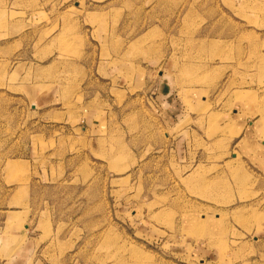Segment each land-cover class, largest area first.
Masks as SVG:
<instances>
[{
    "label": "rangeland",
    "instance_id": "rangeland-1",
    "mask_svg": "<svg viewBox=\"0 0 264 264\" xmlns=\"http://www.w3.org/2000/svg\"><path fill=\"white\" fill-rule=\"evenodd\" d=\"M18 253L264 264V0H0V264Z\"/></svg>",
    "mask_w": 264,
    "mask_h": 264
},
{
    "label": "crops",
    "instance_id": "crops-1",
    "mask_svg": "<svg viewBox=\"0 0 264 264\" xmlns=\"http://www.w3.org/2000/svg\"><path fill=\"white\" fill-rule=\"evenodd\" d=\"M175 105H176L175 103H173V105L171 103L169 105H167L168 106L167 112L169 113L170 117H177L178 109ZM180 116H181V111L179 110V117ZM21 252H22V249H21ZM21 257H24L21 255V253H18L17 256H15V260H16L15 264H27V261L23 260V258H21ZM12 264H14V263H12Z\"/></svg>",
    "mask_w": 264,
    "mask_h": 264
}]
</instances>
